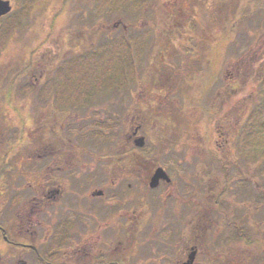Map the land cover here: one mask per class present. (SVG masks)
Masks as SVG:
<instances>
[{
  "label": "rangeland",
  "instance_id": "rangeland-1",
  "mask_svg": "<svg viewBox=\"0 0 264 264\" xmlns=\"http://www.w3.org/2000/svg\"><path fill=\"white\" fill-rule=\"evenodd\" d=\"M10 1L0 20V90L36 87L22 93L24 129L55 108L73 166L137 167V213L166 214L209 175L200 210L264 231V0ZM50 90L67 92L71 109L43 95ZM139 122L143 147L130 139ZM30 141L26 132L25 149ZM221 145L226 155L215 152ZM160 167L171 180L153 194Z\"/></svg>",
  "mask_w": 264,
  "mask_h": 264
},
{
  "label": "flooded vegetation",
  "instance_id": "flooded-vegetation-1",
  "mask_svg": "<svg viewBox=\"0 0 264 264\" xmlns=\"http://www.w3.org/2000/svg\"><path fill=\"white\" fill-rule=\"evenodd\" d=\"M9 84L0 90V264H250L255 255L264 264V231L227 211L200 210L196 196L209 175L197 176L194 197L176 198L166 214L137 213V167L73 166L78 156L56 133L54 108L24 129V90Z\"/></svg>",
  "mask_w": 264,
  "mask_h": 264
},
{
  "label": "water",
  "instance_id": "water-1",
  "mask_svg": "<svg viewBox=\"0 0 264 264\" xmlns=\"http://www.w3.org/2000/svg\"><path fill=\"white\" fill-rule=\"evenodd\" d=\"M12 10V4L10 0H0V18L8 14ZM138 145L144 144V139L140 138L137 140ZM165 175L162 169H158L152 178V185H156L161 177Z\"/></svg>",
  "mask_w": 264,
  "mask_h": 264
},
{
  "label": "trees",
  "instance_id": "trees-1",
  "mask_svg": "<svg viewBox=\"0 0 264 264\" xmlns=\"http://www.w3.org/2000/svg\"><path fill=\"white\" fill-rule=\"evenodd\" d=\"M33 2V1H32ZM107 11V10H106ZM30 62H31V60L29 59L28 60V64L26 65V66H24V73H26L27 71H28V68L30 67L29 65H30Z\"/></svg>",
  "mask_w": 264,
  "mask_h": 264
}]
</instances>
